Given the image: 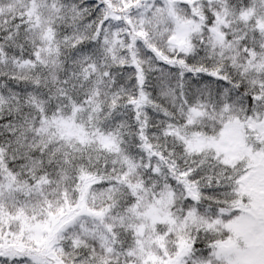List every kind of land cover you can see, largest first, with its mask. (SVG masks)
Instances as JSON below:
<instances>
[{
  "label": "snow or ice",
  "instance_id": "snow-or-ice-1",
  "mask_svg": "<svg viewBox=\"0 0 264 264\" xmlns=\"http://www.w3.org/2000/svg\"><path fill=\"white\" fill-rule=\"evenodd\" d=\"M0 264H264V0H0Z\"/></svg>",
  "mask_w": 264,
  "mask_h": 264
}]
</instances>
